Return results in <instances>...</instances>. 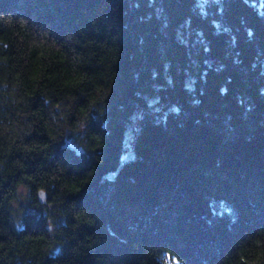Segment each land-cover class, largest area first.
Wrapping results in <instances>:
<instances>
[{
	"label": "trees",
	"instance_id": "1",
	"mask_svg": "<svg viewBox=\"0 0 264 264\" xmlns=\"http://www.w3.org/2000/svg\"><path fill=\"white\" fill-rule=\"evenodd\" d=\"M0 264H264V0H0Z\"/></svg>",
	"mask_w": 264,
	"mask_h": 264
},
{
	"label": "rangeland",
	"instance_id": "2",
	"mask_svg": "<svg viewBox=\"0 0 264 264\" xmlns=\"http://www.w3.org/2000/svg\"><path fill=\"white\" fill-rule=\"evenodd\" d=\"M12 207L14 209L15 217L17 220H20L24 214L35 210V207L32 203V194L29 187L25 185L19 186L16 197L12 201Z\"/></svg>",
	"mask_w": 264,
	"mask_h": 264
},
{
	"label": "water",
	"instance_id": "3",
	"mask_svg": "<svg viewBox=\"0 0 264 264\" xmlns=\"http://www.w3.org/2000/svg\"><path fill=\"white\" fill-rule=\"evenodd\" d=\"M47 199H48V194L45 190L41 189L38 193V200L41 202V203H46L47 202Z\"/></svg>",
	"mask_w": 264,
	"mask_h": 264
}]
</instances>
